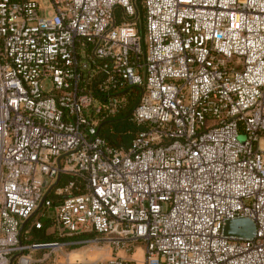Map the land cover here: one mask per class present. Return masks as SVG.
Segmentation results:
<instances>
[{"label": "built area", "instance_id": "built-area-1", "mask_svg": "<svg viewBox=\"0 0 264 264\" xmlns=\"http://www.w3.org/2000/svg\"><path fill=\"white\" fill-rule=\"evenodd\" d=\"M136 1L0 0V264L60 245L21 228L64 173L34 224L96 232L107 264H264V0H144L143 35Z\"/></svg>", "mask_w": 264, "mask_h": 264}, {"label": "rangeland", "instance_id": "rangeland-1", "mask_svg": "<svg viewBox=\"0 0 264 264\" xmlns=\"http://www.w3.org/2000/svg\"><path fill=\"white\" fill-rule=\"evenodd\" d=\"M136 2H137V7L140 11V18H139V23L141 26L140 31L141 34L143 35L144 34L143 28L145 25L144 0H137ZM41 15H45V12L42 11ZM46 86L47 87L50 86L49 81H46ZM138 93H140L139 90ZM113 126H114V122L113 119H111L108 125L104 127V131L106 132V134L108 131H111L113 129ZM138 128L140 129L142 127L138 126ZM38 212L35 215H33V217L30 219L32 222L37 220V215L39 214ZM33 244H34L33 242H27V245H33ZM77 244L78 246L73 247L70 246L69 242L60 241V245L45 246L36 256V258L39 259V262H37L36 264H107L108 259L116 254L115 249L113 247H110V245L107 244L106 241L101 239L100 235L98 234ZM31 249L32 248L25 249L22 252V254L27 256ZM143 249L144 246L139 245L133 256L131 253H127L123 250L119 251L118 254L124 257H135L142 260L144 255ZM51 250L52 252L50 255L44 254ZM16 256L18 258L21 257V255H16Z\"/></svg>", "mask_w": 264, "mask_h": 264}, {"label": "trees", "instance_id": "trees-1", "mask_svg": "<svg viewBox=\"0 0 264 264\" xmlns=\"http://www.w3.org/2000/svg\"><path fill=\"white\" fill-rule=\"evenodd\" d=\"M134 108V104L129 106V109L124 113H121L117 117L113 118L114 126L111 131L107 132V137L116 146L128 147L131 143L134 133L139 130L138 125L130 120L129 115ZM111 121V120H110ZM141 129V128H140ZM70 178H74L70 174H62L60 185L65 184ZM79 193L78 190L73 189L71 194ZM53 201H57L62 198L61 195H57L54 191H51L48 195ZM37 219L40 218L41 210L38 212ZM36 221V220H35ZM35 221H29L22 231V243L27 245V242L33 243H48L55 241L69 242L70 246H78L80 243L88 238L97 235L96 232L91 233H78L68 237H58L55 231L49 226L45 225L42 228H37L35 226ZM80 241V242H79ZM12 264H21L19 258L16 256L13 258Z\"/></svg>", "mask_w": 264, "mask_h": 264}, {"label": "water", "instance_id": "water-1", "mask_svg": "<svg viewBox=\"0 0 264 264\" xmlns=\"http://www.w3.org/2000/svg\"><path fill=\"white\" fill-rule=\"evenodd\" d=\"M60 178L61 176L59 175L56 182L50 186V188L48 189V191L45 193L43 200L40 202L38 208L36 209V211L28 218L24 221L22 228L23 229L25 227V225L28 223V221L33 217V215H35L43 206V202L44 200L47 198V196L49 195V193L51 192V190L58 186L60 183ZM43 185L46 186L47 185V180L43 181ZM255 232V224L254 222L248 218V217H241V218H236V219H231L228 220L226 222V225L224 227V233L227 235H237V236H243V237H251L253 236ZM17 255H22V253H18ZM13 261V259H12ZM11 261V264H12ZM21 262L23 264H27L28 260L24 257H22Z\"/></svg>", "mask_w": 264, "mask_h": 264}, {"label": "crops", "instance_id": "crops-1", "mask_svg": "<svg viewBox=\"0 0 264 264\" xmlns=\"http://www.w3.org/2000/svg\"><path fill=\"white\" fill-rule=\"evenodd\" d=\"M41 250H42V249H31V250H30L29 254L27 255V257L31 259V260H30L31 262H30L29 264H36L37 262H39V259H37L36 256L40 253ZM51 252H52V250L49 251V252H46V253H44V254H45V255H46V254H47V255H50Z\"/></svg>", "mask_w": 264, "mask_h": 264}]
</instances>
